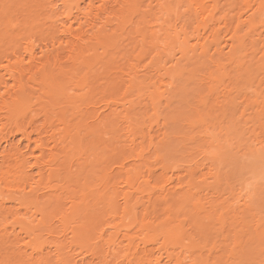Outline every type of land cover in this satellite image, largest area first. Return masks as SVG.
I'll list each match as a JSON object with an SVG mask.
<instances>
[{
    "label": "bare ground",
    "instance_id": "1",
    "mask_svg": "<svg viewBox=\"0 0 264 264\" xmlns=\"http://www.w3.org/2000/svg\"><path fill=\"white\" fill-rule=\"evenodd\" d=\"M0 56V135L26 140L1 161L0 206L24 212H8L18 230L0 218V246L55 235V264H264L259 219L248 242L196 240L197 213L219 234L241 221L218 190L234 145L264 161V0H0ZM157 204L174 224L146 220Z\"/></svg>",
    "mask_w": 264,
    "mask_h": 264
},
{
    "label": "rangeland",
    "instance_id": "2",
    "mask_svg": "<svg viewBox=\"0 0 264 264\" xmlns=\"http://www.w3.org/2000/svg\"><path fill=\"white\" fill-rule=\"evenodd\" d=\"M14 2H15V0H14ZM13 8L16 9V7H12V9ZM15 9L13 10V11H15L13 14L14 15L13 16V23L16 24V27L14 28L13 34H17V32H19V29L21 28V22H19L20 19L18 17L19 13ZM41 19H42V17H40V20ZM0 61L3 64H6V59L3 58V56H0ZM2 72H3V70H0V73H2ZM36 111L38 112L37 108H36ZM28 130H31V129L29 128ZM32 135L34 137H36L35 133H32ZM8 143L9 144L11 143V144L17 146L18 150H21V152H24L26 149L25 148L26 140L24 139V137L21 134H12V133H10L9 130H7V131L5 130L3 132V134L0 135V166H1V161L9 158V157H6L7 155L4 152V150L7 149ZM187 150H188L187 146L185 147V145H184L183 148L181 149L180 153L183 155V154H185V152H187ZM243 151H242V148H238L236 145H234V147L231 151V154H230V156H232V157L228 156L230 158H226L227 157L226 156L225 158H223L222 164H225V165L220 166V178H219L220 180H219V184H218V186H219L218 190L220 191V193H223V195L233 197L235 199V203L232 205L230 213L232 212L231 214L236 213L239 216H242L240 218L241 221H239V222L237 221L236 222L237 225L233 224V226H236V227H232L230 224L225 225L226 226L225 227V233L223 232L222 234H219L220 226H219L218 221L214 220L215 222H212V220L207 218L204 213H202V212H200L199 214L197 213L196 216H198L199 222H198L196 228L197 229L200 228L201 230L200 229L197 230L195 228V231L197 230V232H199V233H197V232L196 233L200 234V236H199L200 238H198V237L197 238L195 237V238L199 243L203 242L204 240H207L208 243L216 241L218 244L220 243L219 245H221L222 244V238H223L222 236L225 234H229V235L232 234V230H234V228L238 229V230L236 229L235 231L241 230V232L243 234L241 236L242 241L248 242V240H247L248 235H250L251 234L250 232H252V230L254 231V229H256L255 227L257 226V225H255V224H257V223H255V220L259 219V221L261 222V224H259L257 226V227H259V229L263 228L262 226H264V161L253 160L250 156H248V154H243ZM36 153L38 154L37 151H36ZM2 169L7 170V171L9 170L6 163L2 165ZM35 171H36V169H32L31 171H28V174L30 176H34L35 178H37ZM10 172H11V170L8 171V173H10ZM12 173H10V175ZM45 180L46 179H43V181H45ZM4 181H6V180H4ZM43 186L44 185L42 183V184L38 185L36 189L33 190V193L39 198H42V197L44 198L46 192H48V187H43ZM239 186H240V188H243L242 191H246V193H249L251 196L249 203H250L251 213H253L254 217L247 214V211H245V209H244L243 203L244 202L247 203V200L245 201L243 199V197H241L244 194L241 195L242 192H239L240 191ZM228 201H229V203L228 202L227 203L229 205L230 200H228ZM227 203H225L226 206H228ZM13 205L14 204H9L7 202L4 205L0 206L1 207L0 211H4L3 213L0 214V218L3 215H5L7 217V228L10 229L11 224H14L15 229L18 230L19 228L17 226V223L11 222L13 220V218L11 217V215L8 212H10V211L12 212L15 210V211L19 212L20 216H21L23 214L24 210H23V208H20V209L15 208V206H13ZM141 208H143V205H141L138 210H141ZM228 208H229V206H228ZM149 210H148L149 213L147 212L148 214H146V218H147L146 220H150V219L161 220L165 217H168V215L163 211V206L161 204H157L156 207L154 208V211L152 210L151 207H149ZM139 215H140V213H139ZM199 217H201V218H199ZM247 218H249V220L251 219L250 220L251 222H249V220ZM167 220L169 221L168 222L169 226L174 224L173 215L169 216ZM52 221H53V223H55V225L59 224V222L56 220V217H55V220H52ZM230 221H232V220L230 219ZM247 222H249L250 225H248L249 223H247ZM166 223H167V221H166ZM187 223H185L183 225H186ZM200 224L202 225V227ZM249 226H251L252 228L251 227L249 228ZM241 227L244 228V230H242ZM243 232H245V235ZM202 233H205L207 235V237H205V238L202 237ZM197 234H196V236H197ZM18 236H19L18 239L24 238L25 240H27V238L25 237V235L23 233L19 234ZM162 239H163L162 237L159 238V240H162ZM58 240H59L58 236L43 235L41 238V241H40L41 243L36 245V247H34L33 245H30V244L24 245L21 243L17 244L16 246H13L12 244H9V242L5 241L6 243H4V245L0 246V257L1 258L5 257L7 259V261L4 264H35V262L40 261V259H43L46 256H48V257H50L51 264H55L54 251H53L52 245L54 243H57ZM159 240L157 242H159ZM157 245H158V243L157 244H150L149 247L155 249V247ZM175 251L179 252L180 257H182V255H184L183 251L182 252L179 251V247H177ZM198 252L199 251H194L193 255L194 254L198 255ZM206 252H207V250H202V252H199V254H201V255L203 254L205 256L207 254ZM73 256L75 257L76 264H95L97 262L96 257L90 253H83L82 255L74 254ZM2 260H4V259H2Z\"/></svg>",
    "mask_w": 264,
    "mask_h": 264
},
{
    "label": "snow or ice",
    "instance_id": "3",
    "mask_svg": "<svg viewBox=\"0 0 264 264\" xmlns=\"http://www.w3.org/2000/svg\"><path fill=\"white\" fill-rule=\"evenodd\" d=\"M35 264H43V262L42 261H37V262H35Z\"/></svg>",
    "mask_w": 264,
    "mask_h": 264
}]
</instances>
